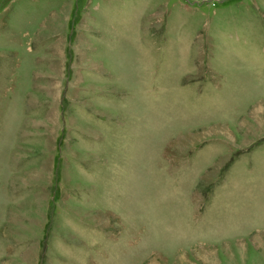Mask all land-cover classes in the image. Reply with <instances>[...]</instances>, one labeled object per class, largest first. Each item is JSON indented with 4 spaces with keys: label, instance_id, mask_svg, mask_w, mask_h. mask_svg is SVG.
I'll use <instances>...</instances> for the list:
<instances>
[{
    "label": "rangeland",
    "instance_id": "rangeland-1",
    "mask_svg": "<svg viewBox=\"0 0 264 264\" xmlns=\"http://www.w3.org/2000/svg\"><path fill=\"white\" fill-rule=\"evenodd\" d=\"M0 264H264V0H0Z\"/></svg>",
    "mask_w": 264,
    "mask_h": 264
}]
</instances>
